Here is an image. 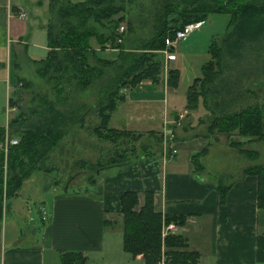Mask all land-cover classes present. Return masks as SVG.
Segmentation results:
<instances>
[{"label": "crops", "instance_id": "obj_1", "mask_svg": "<svg viewBox=\"0 0 264 264\" xmlns=\"http://www.w3.org/2000/svg\"><path fill=\"white\" fill-rule=\"evenodd\" d=\"M47 3L0 0V119L4 114L0 125L7 122L5 105L11 85L16 75H22L20 62L38 60L47 50L41 25ZM19 11L25 17L18 16ZM203 24L199 37L205 42L206 36L216 30L205 29ZM192 43L186 40L180 46L178 42L170 45L169 52L174 54L171 59H163L160 51L159 80L153 83L143 78L122 88L123 98L108 119L109 126L130 132L174 133L176 148L168 143L175 153L171 156L157 149L127 164L102 167L92 181L83 177L80 189L68 188V181H57L44 169L34 170L36 175L31 172L16 194L3 197L0 264H61L59 253L63 250L80 251L84 255L82 264H143L141 254L130 255L122 243L121 251L118 249L113 238L119 237L113 235V227L121 231L119 195L135 190L141 203L146 189L153 191L156 209L185 215L175 232L185 238L187 249L198 252L193 264H264V206L256 202V176L247 173L245 167L236 173L211 176L222 165L211 152L230 148L217 139L215 131L207 130L209 108L214 102L199 96L195 108L185 105V89L193 77L200 75V66L209 57L206 42L201 49ZM115 51L97 49L100 56L109 58ZM169 67L179 71L174 87L165 82ZM208 163L212 168H207ZM217 185L227 187L222 201ZM40 206L45 210L44 218Z\"/></svg>", "mask_w": 264, "mask_h": 264}, {"label": "trees", "instance_id": "obj_2", "mask_svg": "<svg viewBox=\"0 0 264 264\" xmlns=\"http://www.w3.org/2000/svg\"><path fill=\"white\" fill-rule=\"evenodd\" d=\"M133 0H48L45 15L44 56L34 60V72L49 84L55 97H49L47 90L38 94V104L30 108L33 117L17 111L7 119L6 126L11 127L9 136L17 135L16 143L7 146L4 153L0 148V206L2 197L16 194L17 190L31 172L37 169L48 170L42 165L43 157L58 140L63 137L68 127L74 122H82L80 106L84 113L91 110L97 121L91 130L97 137L116 141L136 138L141 135L125 129L108 125L111 112L123 98L122 88L133 86L143 78L151 82L159 80L162 64L160 49L164 38L172 37L178 26L202 20L201 24L210 21L215 13L226 14V22L222 31H214L208 35L205 49L209 57L200 66V75L193 77L185 89L187 108H195L199 96L203 101L211 88V84L228 64L227 57L235 64L241 63L242 45L252 47V43L264 39V0H162L151 9V23L148 32L130 40L135 27L134 19L127 14L128 5ZM138 21V20H137ZM124 25L122 33H118V24ZM200 24V25H201ZM120 35L121 40L116 41ZM91 41L97 44L92 46ZM114 48V56L102 57L97 49ZM170 49V45L167 46ZM252 52L253 49L250 48ZM256 53L253 54L255 60ZM249 69H252V65ZM179 71L175 67L166 69L165 82L168 86L177 85ZM19 84V85H17ZM31 80L16 75L13 85L28 87ZM18 87V89L20 88ZM13 88V89H14ZM17 91V88L15 89ZM94 92L92 102L74 101V96L82 92ZM18 96V94H17ZM8 104L15 105L16 99L9 94ZM207 122L208 132L219 131L226 136L225 143L237 146V140H230L232 133L249 137L264 138V101L241 105L226 111L222 104L217 108L218 100H213ZM85 104V105H84ZM4 125H0V142L4 136ZM153 137L154 144L162 141V134L152 131L144 135ZM168 141L173 140L174 133ZM117 144V142L115 143ZM141 149L135 152L130 145L132 155L123 157L124 152L117 149L115 156L106 160L76 159L75 165L85 169L88 161L90 172L88 179L93 180L96 172L108 165H123L135 157L153 154L155 150L147 142L140 143ZM167 152L169 146L167 145ZM243 149V148H242ZM250 152L252 149H243ZM98 164V165H96ZM247 173L256 176V202L264 206V165H249ZM226 186H218L219 201L224 200ZM121 243L124 251L130 255L141 254L143 264H155L161 250L169 257V262L193 264L198 256L195 250L187 249L185 238L176 232L160 235L162 223L168 221L180 225L184 222V214H169L154 207L153 191H142V201L138 202L135 190H124L119 195ZM61 264H82L84 255L78 250H63L59 253Z\"/></svg>", "mask_w": 264, "mask_h": 264}, {"label": "rangeland", "instance_id": "obj_3", "mask_svg": "<svg viewBox=\"0 0 264 264\" xmlns=\"http://www.w3.org/2000/svg\"><path fill=\"white\" fill-rule=\"evenodd\" d=\"M161 2L162 0H133L130 4H127V14L130 18L134 19V26H136L132 34L128 35L130 37L128 39L136 40L137 37L143 36L148 32V26H150L149 24L151 23L152 19V16L150 15L151 9L157 7L154 5H159ZM226 18L227 16L224 13H215L210 19L211 23L207 25L209 21L206 20V22L203 24V27L205 26V29L212 28V30H216L217 32L222 31L226 22ZM45 21L46 19H44L41 23L42 28H44L45 26ZM195 33L199 34L195 35ZM200 33V26L194 28L188 33V35H186V39L184 38L185 40L182 39L178 41L179 46L182 45L186 40H190L191 42H193L192 45L195 48L201 49L205 42L208 41V36H206L205 42H203L199 37ZM251 45L252 47L248 48L245 43L239 50V52L242 54L240 64H235L233 62V59L228 58V56L226 55L225 57H227L228 64L223 66L220 75L216 77V79L212 83H210L211 88L213 89H209L205 97L206 100H218L219 103H217L216 105L217 108H221L222 104L223 108L226 111H229L245 104L263 103L264 39L258 42H254ZM250 48H252L258 56L255 60L253 59L254 52H252ZM20 63L21 73L23 77L31 80V84L28 87L18 86L20 87L19 89L16 86L17 91L15 90L16 88H14L15 86L13 84L11 85L8 93L14 96L17 104L16 107L15 105L9 104V110L6 112L7 119L12 117L17 113V111L20 110L24 111L26 115L33 117V114L30 112V108L32 106H36L37 109L40 107V104H38V91V93L41 94L45 90H47L46 93L47 95H49V97H55L53 91L49 89V84L34 72L35 64L33 62H25L22 60ZM247 65H252L253 68L249 69V66ZM185 76L186 73L183 72L182 77L185 78ZM12 86L14 89L12 88ZM93 97L94 92L89 90L88 92L77 94L73 99L74 101L79 100L80 102L83 101L84 103L88 104L93 101ZM80 108L82 122H74L73 124H71L63 137L58 140L57 144L54 145L50 150H48L47 154L42 158L43 162H41L42 165L49 167V169L45 172L50 173V175L53 178H56L57 181H68L70 183V187L68 188H82L81 186L84 184L83 182H85L83 181V177L90 174V172L87 171V169H89L88 161H86V166L84 167L85 169H82L81 167H78V165H75L74 161L78 158L94 161L98 159L106 160L109 156H115L118 151L117 149H119L120 152H124L123 157H129L133 153L132 150H129L130 145L134 147L133 150H135V152H138L141 149V142L150 143L154 150L165 149V151L167 152V141H164L162 139L160 143L154 144L153 137L150 138L143 133H141L139 137L132 139L129 138L127 141H123V139H117L116 141L112 142L109 139H105L104 137H97L93 130H91V126L97 121L96 116L91 113V110L84 113V108L82 106H80ZM197 112H200L199 106H197ZM3 116L4 114H2L0 120H2ZM10 128L11 127L7 126L6 130H4V133L9 134ZM132 133L134 135L137 132L134 131ZM215 134L217 135L218 140H220L221 142H225L226 136L223 133L215 131ZM12 136L18 139L17 135L12 134ZM228 139L237 140V142L240 144H238L237 146L229 145V149L221 147V149H216L215 152H211L212 157L219 158L218 160H222V165L216 167H220L219 171H213L214 175L212 174L211 176H214L216 178L220 172L236 173V171H239V169L242 167L264 163V138L252 140L249 139V137L238 136L232 133L228 136ZM194 141H196V139L193 140V142ZM116 142L117 144H115ZM170 142L172 143L171 145L176 148L173 140H171ZM242 148L252 149V151L249 152L250 156L245 155ZM180 152L182 153V150H180ZM217 154L218 156H215ZM206 166L209 169L212 168L213 164L208 163L206 164ZM33 173V175L35 176L36 173ZM38 174L41 175V172H38ZM1 200V203H4L5 200H3V197ZM27 201L30 203L31 207L35 209V204L29 198ZM113 228V235L119 237L118 240L114 237V242L116 241L118 245L117 247L121 251V231L117 230L116 227Z\"/></svg>", "mask_w": 264, "mask_h": 264}, {"label": "built area", "instance_id": "obj_4", "mask_svg": "<svg viewBox=\"0 0 264 264\" xmlns=\"http://www.w3.org/2000/svg\"><path fill=\"white\" fill-rule=\"evenodd\" d=\"M18 16L25 17V14L23 11H19ZM201 21L202 20H194V21L186 22V23H184V24H182V25H180L174 29V33H173L172 37L166 36L164 38V45L165 46L160 49V51L164 55L163 59L173 58L174 54L172 52H169V49L167 48V46L172 45V44L178 42L179 40L184 39L190 31H192L194 28H197L200 26ZM116 30L118 33H122L124 30V25L119 23ZM115 39H116V41H120L121 36L118 35ZM8 108H9V104L7 102V104L5 105V112H7L9 110ZM4 127H5L4 130H6L7 126L4 125ZM162 133H163L162 139L164 141H167V145L169 146V151L167 153L172 156L173 153L175 152V148L170 147V144L168 143V139L171 138L173 134L170 131L167 133L166 132H162ZM16 141H17V138H15L13 136H9L7 133H4L3 139L0 142V148L2 149V151L4 153H6L7 146L10 144L16 143ZM166 149H167V147H166ZM164 151H165V149H164ZM40 210L42 212V213H40V215L42 218H44L45 217V210L43 209L42 206H40ZM176 226L177 225L172 221L162 223L161 229H160L161 236H163L169 232H175ZM155 264H172L169 262V257H167L166 253H164V247L163 246H161L160 254H159L158 258L156 259ZM173 264H178V263L174 262Z\"/></svg>", "mask_w": 264, "mask_h": 264}]
</instances>
